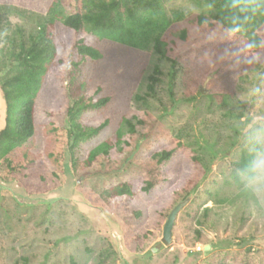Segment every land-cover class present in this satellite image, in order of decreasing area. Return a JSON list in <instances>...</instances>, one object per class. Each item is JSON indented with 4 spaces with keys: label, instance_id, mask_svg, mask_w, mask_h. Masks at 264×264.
Listing matches in <instances>:
<instances>
[{
    "label": "rangeland",
    "instance_id": "1",
    "mask_svg": "<svg viewBox=\"0 0 264 264\" xmlns=\"http://www.w3.org/2000/svg\"><path fill=\"white\" fill-rule=\"evenodd\" d=\"M162 7L170 21L181 14L177 29L188 28L193 37L195 17L208 11L198 0H162ZM62 9L69 15L81 5L63 0ZM48 21V15L2 5L0 130L5 125L1 82L22 68L12 64L11 53H19L21 43L30 45ZM230 35L228 48L203 55L187 53L175 42L169 56H181L171 63L152 48L136 51L85 29L77 33L76 39L100 57H80L72 48L73 79L57 82V91L63 107L79 99L86 104L108 98L77 118L86 132L106 126L72 149L71 172L46 162L44 153L55 142L36 127L30 152L39 167L19 182L0 180V264H264V188L248 185L240 172L241 185L232 178L235 163L250 157L246 137L264 134V51L252 52L237 30ZM175 38V32L166 34L167 42ZM155 66L160 74L149 91ZM65 73L63 66L61 79ZM62 85H68L66 95ZM62 125L67 129L65 121ZM104 144L110 145L107 154L87 165L90 152ZM184 149L194 152L206 172L187 197L171 184L180 179L181 163L169 166L170 160L162 158ZM154 171L165 174L163 187L136 191L124 204L138 217L124 226L103 204L101 193L148 179ZM25 186L50 192L30 196ZM185 200L164 245L167 217Z\"/></svg>",
    "mask_w": 264,
    "mask_h": 264
},
{
    "label": "trees",
    "instance_id": "2",
    "mask_svg": "<svg viewBox=\"0 0 264 264\" xmlns=\"http://www.w3.org/2000/svg\"><path fill=\"white\" fill-rule=\"evenodd\" d=\"M79 2L81 9L69 15L63 13V0H0V31L2 27V5L19 7L38 14L48 15L47 25H41L30 45L21 43L20 52L11 53L13 65L22 67L11 79L1 82L2 98L5 103V125L0 130V180L19 182L23 176H30L36 165V156L30 152V146L37 126H42L49 141L55 142V148L44 153L46 162L59 171L71 172V153L80 140L97 135L106 124L95 129L84 131L77 122L81 113L88 109L104 106L108 98L98 102L83 103L82 99L71 101L66 107L61 103L62 97L57 91V82L73 79L72 69L76 64L72 61L71 49L74 48L80 57L96 60L100 53L92 47L77 40L76 35L85 29L99 39L110 41L136 51H146L150 48L160 57L171 63H176V56L171 57L178 42L184 51L193 54H205L207 51L230 45L231 33L238 31L243 34L252 52L264 51V6L259 10L253 8V3L261 0H198L207 6V14L196 16V37L191 36L188 28L177 29L176 22L181 14H176L173 20H168L163 12L162 0H72ZM175 41L167 42L166 34L174 33ZM230 38V39H229ZM77 40V41H76ZM232 45V44H231ZM13 51H15L13 49ZM63 66L66 73L61 79ZM70 67V68H69ZM160 70L155 66L153 75L149 77V91L158 81ZM66 95L68 85H62ZM41 101H43L41 103ZM52 104L48 109L47 102ZM41 103V105H40ZM41 110L43 114L41 115ZM62 123L65 121L67 129ZM110 145H99L90 152L87 165H90L99 154H107ZM164 160H170V165L180 162L182 173L180 179L171 183L174 189L179 188L185 197L196 191L206 177L199 158L192 150H181L171 157L163 153ZM249 156L243 155L235 163L236 170L232 173L234 181L241 185L240 174ZM148 179L128 181L106 189L100 195L105 206L112 209L120 222L129 225L131 218H137V213L127 209L125 202L133 201L136 191L150 193L161 189L165 174L161 171L148 173ZM28 195L46 196L50 189L39 186L24 187Z\"/></svg>",
    "mask_w": 264,
    "mask_h": 264
},
{
    "label": "clouds",
    "instance_id": "3",
    "mask_svg": "<svg viewBox=\"0 0 264 264\" xmlns=\"http://www.w3.org/2000/svg\"><path fill=\"white\" fill-rule=\"evenodd\" d=\"M251 3L252 0H249ZM264 6V0L260 4L253 3V8L259 10ZM253 45H249L252 47ZM250 158L245 165L244 175L246 183L255 186L257 189L264 188V134L260 137H246Z\"/></svg>",
    "mask_w": 264,
    "mask_h": 264
},
{
    "label": "water",
    "instance_id": "4",
    "mask_svg": "<svg viewBox=\"0 0 264 264\" xmlns=\"http://www.w3.org/2000/svg\"><path fill=\"white\" fill-rule=\"evenodd\" d=\"M188 200H185L181 203H179L177 206L174 207V209L170 212V214L167 217V220L163 226V233H162V243L164 245H168L170 243L171 233H172V227L174 225V220L177 215V213L180 211V209L187 203ZM210 249V246H205L204 251H208Z\"/></svg>",
    "mask_w": 264,
    "mask_h": 264
},
{
    "label": "built area",
    "instance_id": "5",
    "mask_svg": "<svg viewBox=\"0 0 264 264\" xmlns=\"http://www.w3.org/2000/svg\"><path fill=\"white\" fill-rule=\"evenodd\" d=\"M197 250H198V251H201L202 249L198 248Z\"/></svg>",
    "mask_w": 264,
    "mask_h": 264
}]
</instances>
